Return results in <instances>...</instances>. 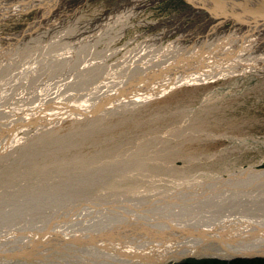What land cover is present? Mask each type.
Segmentation results:
<instances>
[{
  "label": "rangeland",
  "instance_id": "rangeland-1",
  "mask_svg": "<svg viewBox=\"0 0 264 264\" xmlns=\"http://www.w3.org/2000/svg\"><path fill=\"white\" fill-rule=\"evenodd\" d=\"M213 10L187 0H0V260L18 257L0 264H29L21 250L34 241L43 242L37 264H102L111 252L138 264L168 250L143 247L151 233L200 250L187 230L264 216V36L235 7ZM231 43L225 58L251 71L168 86L186 74L168 61L225 64L214 53ZM116 206L153 229L110 223ZM74 227L104 245L56 244ZM252 258L264 255L166 264Z\"/></svg>",
  "mask_w": 264,
  "mask_h": 264
},
{
  "label": "bare ground",
  "instance_id": "bare-ground-1",
  "mask_svg": "<svg viewBox=\"0 0 264 264\" xmlns=\"http://www.w3.org/2000/svg\"><path fill=\"white\" fill-rule=\"evenodd\" d=\"M24 1H26V0H24ZM187 1L198 3L200 6L205 7L208 10V12L213 10V9H217L216 11L213 10V14H214V12L215 13L217 12V14H220V15H222V13H225V12L230 13L231 7H233V8L235 7V14H237V16L239 18H242L244 16H248L246 20H247V22H249V25L250 24L254 25L253 27H255L256 30H259V31L261 30L260 32H262V34L264 36V33H263L264 30H262V29H264V0H230V1L229 0H187ZM26 4H28V2H26ZM212 5H213V7H212ZM205 20L208 21V23H205V25L208 26V29H213V28L217 27V22L213 21L210 17H209V20L208 19H205ZM73 33L75 34L76 32L74 31V32H72V34ZM244 34H246V32ZM229 36L230 35H228L226 37H229ZM221 44H222V42H219L217 46L220 47ZM241 45H242L241 51H247L248 52L249 49H251L250 47H252V44H249V43H247V45H245L244 43ZM235 46H236V43L235 44L231 43L230 45L227 46V49L225 52H223L221 54L219 53L218 55H216L214 53V56H216L215 58L216 59H218V58L224 59L225 57H228V55H230L233 52L232 50L235 49ZM207 52H210V51H206V53ZM210 53H212V51ZM226 60L227 59L225 58V61ZM239 61H241L240 58H236L233 60H230L228 58V60L226 61L225 64L224 63L220 64V62L217 61V63H219V64L214 62L211 65L207 64V66L209 65L208 67H205L206 65H203V63L206 62L205 59H203V60L201 59L200 61H197L195 63V64L198 63L196 66L190 64L189 63L190 61H183V62H179V63L168 61L166 63V65L169 62H171L172 65L168 66L166 68V70H169V71L176 70V72H185L186 73L183 76H180V74H178L174 78H171L173 80H171L168 83V86L173 85L175 83H181V82H186V81L187 82L205 81L208 79H214L220 75L234 74L238 71L248 72V70L251 71L250 69H253L252 68L253 66L251 65L250 62L247 61L245 63H242ZM154 67L155 66H152L151 68H154ZM197 70H199V71H197ZM171 73H173V72H171ZM117 208L118 207L116 206L114 208L115 213L113 212L114 214H116V219H115V217H113L114 219L111 218L112 221H110V223L113 221L115 222V220H117V222L122 223V222H126L127 219H131L132 221H134V223L137 222L138 224L141 223L143 225H144V223H146V225L142 226L141 228L147 227L148 229H153L151 224H149L147 222V218L146 219L142 218V216L139 217L138 215H135V213L131 210L129 211V215H125L121 211H118L116 213ZM220 210H223V209H220ZM34 211L35 210L32 209V211H30V212H33V213L39 212V211H35V212ZM228 211H229V209H228ZM113 213H112V216H113ZM101 214L104 216L103 213H101ZM29 215H31V214H29ZM43 216L45 217V215H43ZM46 216H48V215H46ZM251 216H253V215H251ZM254 216H255V214H254ZM40 217H42V216H40ZM47 218H45V219H47ZM45 219H40V222H38L39 221V219H38L36 226L37 227L38 226L39 227L44 226L43 223H46ZM252 222L253 223H251L249 225L246 224L247 226H245V223H247V220L245 219L242 223V224H244V227H236V224L231 222V220H229L228 222L225 220L223 223L221 222L224 225L220 226V228L214 227V228L209 229L207 227L198 226L194 229L187 230L186 232L191 237V239H195V240H197V242H199L197 244L200 245V247H201L200 250L195 249V248H197L195 245L188 244V243H190V242H188V239L185 240V243H182V244L177 245V243L176 244L172 243V244L164 245V244L160 243L161 239H155L154 240L155 234L151 233L150 238L153 239V242L150 241L148 244H146L143 247H149L150 245L154 246L159 242L158 245H162V246H164L162 248L168 249L167 252L172 251L171 249L173 247V251H175L176 255L173 252L164 253V251H162V252H160L161 254H156L152 257L142 259V261H140L138 264H166V263H169L170 261H173L174 257L177 259H180L183 257L186 258L189 255L200 256V255L206 254L209 256L217 255V256H220L222 258H231L232 256H239V255H245V254L246 255H259V254L264 255V241H262V243H260L257 240L260 237H264V216L263 215H257V218L254 221L252 219ZM88 224L89 225H87V226H88L89 230L91 229L89 231V233H94L96 230L93 228H96V227H91L93 225V224L91 225V222H89ZM169 224L172 225L171 222H164V224H163L164 226H159V228H160L159 230L161 232L155 229L154 230L155 233H157L158 236H161L163 231L169 230V227H170ZM154 225L158 226L156 224H154ZM75 226H77V225H75ZM233 227H235V228H233ZM54 228H57V226H54ZM74 228H76V230L80 231L77 235H71V234L69 235L68 234L67 235L68 237H65V238L63 236H61V240L56 241V244H58L60 246L67 247L68 245H63V244L69 240L73 241V243L76 242V240H82L85 243H89V244L93 243L92 245H95V246L97 245L98 247L104 245V244H102V241L100 239L101 235L99 236V238L95 237L92 234H90L87 237H84V235H85L84 230L86 227H83L80 229H78V227H74ZM198 228H200V229H198ZM240 228L246 229V230H242ZM231 229L233 230L232 233H231ZM247 229H249V230L252 229V231H254V233H250V232L247 233L249 231ZM24 232L32 234L31 231H29V229H27V227L24 228ZM82 232H84V233H82ZM33 234H34V232H33ZM254 234H255V236H253ZM39 235L42 236L41 234H39ZM39 235L37 236L38 239H39ZM247 235H252V236L249 237ZM257 235L260 237L257 238ZM163 237H168V235H165ZM47 238H49V237H47ZM8 241H11V240H8ZM42 243H43L42 241H34V243H32V246L30 248H28L27 250H24V249L21 250L23 252L22 255L24 257L22 260H20V259L19 260L24 262V263L29 262V264H37L35 258L34 257L32 258L31 256H32V254L37 256V254H38L37 252L42 251V245H41ZM138 244H139V242H135V244H131L128 247L129 248H132V247L137 248L141 245L140 244L138 246ZM53 245H55V243ZM58 245H57V247H52L51 249L56 251V248L60 247ZM117 247H119V246H117ZM73 248L78 249L80 247L75 244L73 246ZM169 248H171V249H169ZM31 249H34V250H31ZM166 249H163V250H166ZM181 249H184V250L180 251ZM136 250H139V249H136ZM134 252L139 253L136 251H134ZM172 253L174 255H170ZM54 254L57 255V252H55ZM8 258H9V256H8ZM8 258L4 259V257H3L0 260V263H5L4 261H10L11 262V260L18 259V257H16V259L11 258V257H10V259H8ZM100 259L103 262L102 264H134L135 263V260L133 261V257H128V255L126 253H123L121 255L116 254V252H114V253L113 252L103 253V256ZM20 261H14L12 263H17ZM39 262H43V261H39Z\"/></svg>",
  "mask_w": 264,
  "mask_h": 264
},
{
  "label": "trees",
  "instance_id": "trees-1",
  "mask_svg": "<svg viewBox=\"0 0 264 264\" xmlns=\"http://www.w3.org/2000/svg\"><path fill=\"white\" fill-rule=\"evenodd\" d=\"M177 264H264L263 258H252V259H234L232 261H221V260H198V261H184Z\"/></svg>",
  "mask_w": 264,
  "mask_h": 264
},
{
  "label": "water",
  "instance_id": "water-1",
  "mask_svg": "<svg viewBox=\"0 0 264 264\" xmlns=\"http://www.w3.org/2000/svg\"><path fill=\"white\" fill-rule=\"evenodd\" d=\"M125 228H126V226H125Z\"/></svg>",
  "mask_w": 264,
  "mask_h": 264
}]
</instances>
